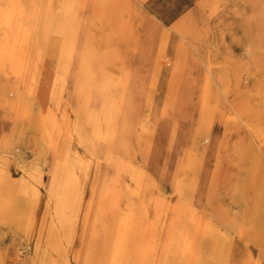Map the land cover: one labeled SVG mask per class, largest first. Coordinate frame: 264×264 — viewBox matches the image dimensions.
<instances>
[{
	"label": "rangeland",
	"instance_id": "obj_1",
	"mask_svg": "<svg viewBox=\"0 0 264 264\" xmlns=\"http://www.w3.org/2000/svg\"><path fill=\"white\" fill-rule=\"evenodd\" d=\"M18 1L29 26L25 64L32 93L17 86L27 113L17 117L13 131L10 112L0 110V264H45L53 255L45 240L61 228L73 176L79 189L61 261L83 264L107 187L121 197L117 207L106 206L100 226L114 227L119 211L133 201L151 227L150 259L141 264H195L196 256L203 264H264V0H92L90 35L110 8L122 29L127 19L135 33L125 44L115 36L104 47L106 87L103 75L89 74L83 87L79 78L77 52L91 1L72 14L75 0ZM183 25L192 32L183 35ZM178 51L191 84L173 90L170 104ZM160 53L165 58L154 64ZM113 67L118 80H112ZM13 85L8 69H0V100L16 99ZM234 106L254 111L249 126L263 119L261 136L239 116L223 120L235 114ZM107 107L106 135L112 138L93 152L77 131L83 124L77 109L102 117ZM31 205L34 220L26 230ZM104 234L99 231L90 264L110 255L112 239ZM185 237L182 256L176 242Z\"/></svg>",
	"mask_w": 264,
	"mask_h": 264
},
{
	"label": "bare ground",
	"instance_id": "obj_2",
	"mask_svg": "<svg viewBox=\"0 0 264 264\" xmlns=\"http://www.w3.org/2000/svg\"><path fill=\"white\" fill-rule=\"evenodd\" d=\"M75 1H76V7L75 8L72 7V9L70 8L68 10L70 14H72L74 11L80 12L81 10H83L86 3L88 1H91V4L87 3V6H89L90 8L87 10L88 11L87 18L85 20V30H84L85 38H83L85 43L83 42L82 48L81 49L78 48V52H77L79 69H80L79 78L81 80L80 82L81 87H83V81L86 80L89 74H91V76L94 78L98 74L103 75L104 76L103 78L105 79L103 87H106V82H107L106 79H108V75H109L108 72L109 58H106L107 56L103 52L104 47H107V44L109 43V39L115 36L121 43L125 44L127 39L132 38L133 35H135V33H131L132 31L129 27L127 19H126L125 30L122 29V25H119V23H117L118 20L120 19L119 14L118 17H116V14L113 13L114 12L113 8H110L109 11H106L105 14L101 16L100 20L98 21L96 30L93 32L92 35H90L88 31V25L91 21V15H92V0H75ZM127 11L128 8L126 7V10L124 12L125 17ZM25 26L27 28L29 27L27 25V22L25 21L24 10L21 4L19 3V1L0 0V69L7 68L8 72L12 75V77L16 81V85H13L10 90L12 91V93L14 91L16 99H14L13 101H7L1 99L0 110H2V112H6V111L10 112V116L12 118V125H11L12 131L14 129V124L17 117H19L20 115L23 116L25 115V113H27L24 111V109L21 106V100L19 99L20 92L18 91L17 86H21L24 92L32 93L31 81L29 82V79L32 80V76L25 64L27 32H28ZM192 29L193 27H191L190 25H186V26L183 25L181 28H179V30L182 31L183 35H188V33L192 32ZM133 48H135V43L133 44ZM94 50H96V53L98 55L96 59H94L93 57ZM120 57H121V52L116 54L115 57L113 58L114 63L117 61L120 62ZM163 58H165V56L162 53H160L158 56L154 58V64L157 62L158 63L162 62ZM96 61H99L101 64L99 67L94 65ZM182 62H183L182 53L181 51H178L171 66V75H170L171 80L169 83L170 97L168 98L170 104L176 101V98L173 96V94L174 91L179 88V86H181L182 90L185 91L186 86L191 84V81L187 80L186 76L183 74ZM112 69H113L112 80H118L117 79L118 75L116 74L117 69L114 67ZM208 83H209L208 78L207 76H205V79L202 83L200 90V104L203 110L208 109V105L204 96L209 87ZM108 91L109 90L107 88H104L103 94H107ZM105 104L107 106V102L103 101V106ZM234 108H236L235 114L230 111L227 115H224L223 120L226 123H229L230 121L233 122L235 120V115L239 116L241 117L242 120L241 122H243V124L246 126V129L257 133L258 136H261L262 128H263L262 126L263 119L260 117L255 121L254 124L249 126L248 120L250 119V117L254 115L253 114L254 111L250 109L244 110L243 107H237V106L236 107L234 106ZM108 109L109 108L107 107V111L106 113L104 112L102 117H98L94 115L93 112L89 111L88 109H86L84 112L82 108L77 109V114L79 116H82L83 118L82 119L83 124L81 127L77 129V131L81 136V138L83 139V144L89 146V148L93 150V152L101 144L103 145L104 143H106V141H110L112 138L111 135L109 136L106 135V129L109 119L107 114ZM243 114L247 115L248 117L244 116ZM131 172H132V176L135 179L137 180L140 179V173L137 172L134 168H131ZM1 177H3L2 174ZM1 177L0 179L4 181L3 178ZM78 184L79 182L77 177L73 176L70 181L69 193L67 196V204L61 219V228L56 232L50 231V233H48V236L45 240L44 247L52 250L51 252H53L52 256L49 255L47 258H45V264H70L69 260H65V261H61V260H63L62 255L65 253L66 245H69L71 242L70 228L72 226V218L75 212V204L79 189ZM120 197H121V193L118 190L111 191L107 189V187H103L99 195L98 206H97L96 214L94 216V221L90 229V236L86 247V255L84 256L83 259V264L91 263L90 253L93 249L96 239L99 236V231L101 230L102 233H106L107 236L110 239H112L111 240L112 250H109L110 255L107 259L106 257H101L99 259L100 263L141 264L143 261L148 262V260L150 259L149 257L150 252L148 248L150 249V247L152 246V240L150 234L151 227L144 222L143 212L141 211V209H137L135 207L133 201H129L126 208L119 211L118 213L119 216L114 227L110 228L108 227L107 224H103L102 226H100L99 224L100 217L104 216L105 214V209L107 208L106 206L109 205L112 207H117ZM186 209L187 208H183L182 214H185L187 212ZM145 211L146 210H144V212ZM18 214H20V216L22 215L21 210H19ZM25 215H26V221L24 222L23 227L26 230H28L34 220L33 205L29 207L28 211H25ZM191 218L193 219L192 215ZM106 234L104 235L106 236ZM176 243H177L176 250H179L182 256H185L188 250L187 237H185L182 242L178 240V242ZM195 264H203L200 256L195 257Z\"/></svg>",
	"mask_w": 264,
	"mask_h": 264
}]
</instances>
